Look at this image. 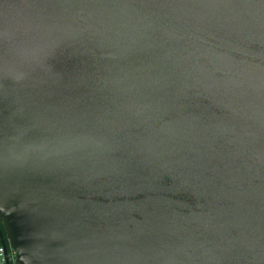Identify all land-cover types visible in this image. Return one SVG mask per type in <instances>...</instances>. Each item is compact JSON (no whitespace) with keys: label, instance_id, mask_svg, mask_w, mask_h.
Returning <instances> with one entry per match:
<instances>
[{"label":"water","instance_id":"obj_1","mask_svg":"<svg viewBox=\"0 0 264 264\" xmlns=\"http://www.w3.org/2000/svg\"><path fill=\"white\" fill-rule=\"evenodd\" d=\"M0 220L17 264H264V0H0Z\"/></svg>","mask_w":264,"mask_h":264},{"label":"built area","instance_id":"obj_2","mask_svg":"<svg viewBox=\"0 0 264 264\" xmlns=\"http://www.w3.org/2000/svg\"><path fill=\"white\" fill-rule=\"evenodd\" d=\"M0 264H17L15 261V252L9 244L0 245Z\"/></svg>","mask_w":264,"mask_h":264},{"label":"trees","instance_id":"obj_3","mask_svg":"<svg viewBox=\"0 0 264 264\" xmlns=\"http://www.w3.org/2000/svg\"><path fill=\"white\" fill-rule=\"evenodd\" d=\"M3 241L5 242V244H8L7 240L5 239L4 229H3V227L1 226V223H0V245L2 244Z\"/></svg>","mask_w":264,"mask_h":264},{"label":"flooded vegetation","instance_id":"obj_4","mask_svg":"<svg viewBox=\"0 0 264 264\" xmlns=\"http://www.w3.org/2000/svg\"><path fill=\"white\" fill-rule=\"evenodd\" d=\"M0 223H1V221H0Z\"/></svg>","mask_w":264,"mask_h":264}]
</instances>
